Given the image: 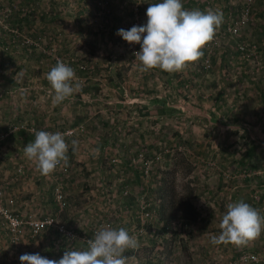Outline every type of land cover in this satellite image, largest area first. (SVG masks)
<instances>
[{
	"label": "rangeland",
	"instance_id": "rangeland-1",
	"mask_svg": "<svg viewBox=\"0 0 264 264\" xmlns=\"http://www.w3.org/2000/svg\"><path fill=\"white\" fill-rule=\"evenodd\" d=\"M144 1L0 0V167H10L0 169L2 200L28 187L49 207L21 212L15 202V213L51 221L16 243L6 233L9 244L53 230L58 243L83 249L93 229L111 225L138 241L125 253L134 257L129 264H264V230L244 246L210 242L229 203L244 201L264 216V0L252 2L242 25L245 0H211L222 25L203 56L174 73L141 71L140 45L116 35L147 22ZM47 16L55 19L45 23ZM57 60L79 85L59 105L45 75ZM39 130L65 134V173L42 175L25 157ZM164 181L191 197L195 223L159 221ZM250 255L259 263L244 262Z\"/></svg>",
	"mask_w": 264,
	"mask_h": 264
},
{
	"label": "clouds",
	"instance_id": "clouds-1",
	"mask_svg": "<svg viewBox=\"0 0 264 264\" xmlns=\"http://www.w3.org/2000/svg\"><path fill=\"white\" fill-rule=\"evenodd\" d=\"M147 22L116 33L130 45H140L134 53L140 70L158 68L174 73L184 70L203 56L202 49L211 42L223 23L218 10H187L182 0H159L146 10ZM134 61V62H135ZM52 90V103L59 105L73 96L79 85H74L76 74L72 67L57 60L46 74ZM72 152L78 141H71ZM94 151H98L95 149ZM69 144L60 132L35 131V139L24 147L25 157L35 162L42 175L54 172L61 163L69 166ZM220 232L212 235L213 245L244 246L264 230V216L244 201L229 203L220 222ZM75 239V237H72ZM138 248V241L129 232L111 225H102L87 241L86 249L69 246L58 260H50L39 253H24L21 264H129L134 259L125 253Z\"/></svg>",
	"mask_w": 264,
	"mask_h": 264
},
{
	"label": "crops",
	"instance_id": "crops-1",
	"mask_svg": "<svg viewBox=\"0 0 264 264\" xmlns=\"http://www.w3.org/2000/svg\"><path fill=\"white\" fill-rule=\"evenodd\" d=\"M141 1H143V0H141ZM157 2H159V0H145L140 7L141 14L143 12H146L150 3H157ZM210 2L212 3L211 0H182V4H183L184 8L187 10L188 9L192 10V9H194L193 7H199V6H200L199 7L200 10H202V11L206 10V9H211V7L209 6ZM42 16H44V15L42 14ZM54 19L55 18H53L51 16H47V20L45 19V21H46L45 23H49V22L53 21ZM23 21L27 22L25 19L19 20V22H23ZM28 24H29V21H28ZM21 128H23V126ZM20 133L21 132H19L18 134H20ZM21 135H23V134H21ZM21 135L19 136L20 138H22ZM32 137L29 135L27 137V140L32 139ZM22 139H23V141H20V142L23 144L26 140V137L22 138ZM6 140H9V139H6ZM11 151L12 150H10V152ZM9 168H10L9 166H6L4 164L2 165V167H0L1 170H5V171ZM23 184H25V183H23ZM27 185L29 186L30 189H32V186H30V184H26V186ZM26 188H28V187H26ZM26 188L19 187V186L12 188L11 196L14 197L15 202H16V208L15 209L17 211L22 210V211H26V212L27 211L31 212L32 210H34V211L41 210L42 211L45 209L44 211L46 212L47 211L46 209L49 207L48 203H50V201L46 199L47 201L44 200L43 203H36L33 200V197L29 196L28 189H26ZM20 195H22V196H20ZM29 204H30V208H28ZM77 233H79V232H77ZM58 238H62V237L57 235L56 232L53 230H51V231L47 230L42 234V236L37 241H35V242L23 241L19 246L13 247V246H10V244H9L8 235L4 231V228L2 226H0V264H21L19 257L24 253H39L41 256H45L50 260H54L53 257H55V260H58L61 258V255H60L61 252L65 251L66 248H68L69 246H73V247L75 246V243H73V244H72V242L68 243L67 240H65V242L67 241V244L65 242L58 243ZM76 244H78V242H76ZM82 246H84V245H82ZM76 249L82 250V248H76ZM83 249H86V247L84 246ZM59 255H60V257H59Z\"/></svg>",
	"mask_w": 264,
	"mask_h": 264
},
{
	"label": "built area",
	"instance_id": "built-area-1",
	"mask_svg": "<svg viewBox=\"0 0 264 264\" xmlns=\"http://www.w3.org/2000/svg\"><path fill=\"white\" fill-rule=\"evenodd\" d=\"M253 1L254 0H245L244 8L241 11L240 23H236V25L245 24ZM229 30H232L235 33L237 31V28L232 26L231 28H229ZM56 169L64 173L68 170L67 167H65L62 163L58 165ZM56 200L59 203L64 202L60 194L56 197ZM14 207L15 201L13 199H8L6 201V205L3 204L2 191L0 189V225L7 231L6 233H8L11 242L16 243L25 238L28 234V236L31 237L51 226V221L48 220H35L30 217H21L20 215L15 213L16 210L14 209ZM97 230L98 229H93L92 239L94 238V234ZM251 261L259 263V258L254 255H250L244 258V262L250 263Z\"/></svg>",
	"mask_w": 264,
	"mask_h": 264
},
{
	"label": "trees",
	"instance_id": "trees-1",
	"mask_svg": "<svg viewBox=\"0 0 264 264\" xmlns=\"http://www.w3.org/2000/svg\"><path fill=\"white\" fill-rule=\"evenodd\" d=\"M181 194V193H180ZM177 192L173 181H164L159 197L158 219L163 223L182 220L185 223H195L198 213L191 203V197Z\"/></svg>",
	"mask_w": 264,
	"mask_h": 264
}]
</instances>
